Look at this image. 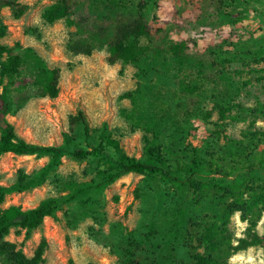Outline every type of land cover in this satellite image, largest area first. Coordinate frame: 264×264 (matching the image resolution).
<instances>
[{"label":"rangeland","instance_id":"1","mask_svg":"<svg viewBox=\"0 0 264 264\" xmlns=\"http://www.w3.org/2000/svg\"><path fill=\"white\" fill-rule=\"evenodd\" d=\"M56 1L18 0L13 9H0L6 27L0 44L24 61L13 82L4 80L0 87L7 102L0 101V131L6 121L19 139L46 147L62 145L72 132L83 146L80 127L70 131L82 113L92 144L105 133L142 161L145 138H155L180 181L191 176L207 187L179 190L155 176L129 174L94 188L109 169L102 159L5 154L0 186L9 189L19 172L31 185L9 191L1 210H30L79 189L28 237L11 228L5 240L27 259L42 244L43 264H124L131 240L138 246L137 264H191L207 234L233 246L244 237L248 223L225 211L235 201L247 204L246 218L264 236V138L252 136L264 131V0H149L145 22L156 47L135 65H109L106 38L118 15L135 16L137 0H68L70 27L65 20L52 25L41 20ZM70 33L91 46L89 56L67 51ZM173 46L184 56L181 73L173 67L168 50ZM27 53L44 69L58 71L55 98L43 94V80ZM217 55L225 59L224 81L212 65ZM218 95H225L227 105ZM229 100L242 110L230 108L225 115L239 112V118L220 119L217 109L233 105ZM234 183L243 185L241 193L218 190ZM218 261L264 264V242L236 255L224 251Z\"/></svg>","mask_w":264,"mask_h":264},{"label":"trees","instance_id":"2","mask_svg":"<svg viewBox=\"0 0 264 264\" xmlns=\"http://www.w3.org/2000/svg\"><path fill=\"white\" fill-rule=\"evenodd\" d=\"M18 0H0L1 8H14ZM135 4V16L133 18H123L124 16L118 15L115 19V24L110 32L108 38H106L107 46V63L113 65L117 62H121L124 65H135L142 58H147L151 52L152 47L155 43L151 38V33L148 29L147 23L145 22V11L148 6L149 0H137ZM71 8L68 0H57L55 3L49 5L44 9L41 15V20L47 25H52L57 21L65 20L68 26H72L73 23L69 20ZM6 35V27L3 25L0 19V39ZM69 39L66 43L67 51L73 55H85L89 56L92 52V48L87 43H82L75 38L73 34L68 35ZM158 45V44H157ZM176 46L171 47L170 52L173 60V67L176 71L181 73L183 68V55L182 50ZM30 52V50H27ZM181 51V52H179ZM29 60L33 63V67L43 80L41 89L45 96L55 98L57 96V70H46L42 67L40 60L32 53H27ZM219 55L215 56L213 66L217 68L216 77L225 80V75L228 73L222 66V61ZM24 63L23 58L20 56L13 55L11 50L6 46L0 44V87L4 80H9L10 83L20 73L22 64ZM180 64L182 66L180 67ZM240 71H236L237 77H241L238 74ZM230 73V72H229ZM257 73V71H254ZM178 80L179 87L182 86L183 91H187L184 86L180 74L174 76ZM202 79V78H201ZM241 86L244 83L240 84ZM239 85V86H240ZM240 89V87H238ZM7 89V88H4ZM238 89V91H239ZM4 90L3 93H5ZM225 95L217 96L221 99L220 102L223 105H227L228 101L224 100ZM0 101L7 106L6 97L0 94ZM233 105L225 106L223 109L219 107L218 114L220 119L228 118L235 120L239 118V112L236 115H225L229 112L230 108L241 107L239 103H235L234 100H229ZM264 109V106H263ZM242 110V108L238 109ZM232 111V110H231ZM73 126H79L83 134V143H76L72 132L65 135L64 143L60 146H39L34 144L26 143L19 139L12 125L8 122H3V127L0 131V156L5 154H13L17 156H48L51 159H58L63 155L71 156L77 160H86L88 158H98L106 161L109 169L101 174V180L98 183L91 184L94 188L102 187L106 184H111L118 180L122 176L133 174L138 176H155L162 180L169 181L174 187L179 190H183L185 186L193 189L195 192L202 191L207 187L206 184L193 180L191 176L187 178L185 182H182L177 178L174 173L166 166L163 156L161 154V148L156 143L155 138H145L144 142V159L141 161L134 157L126 155L119 147L116 140L112 139L109 135L101 133L98 136L96 143L90 142V128L84 119L82 113H78V117L75 119L74 124L70 125V131ZM259 136L264 138V131L253 132L252 136ZM109 149L117 152L118 157L113 159L107 152ZM193 165H196L193 163ZM263 166L264 164H260ZM217 171V170H216ZM212 174L217 175V172ZM31 185V180L25 175L19 172L16 181L13 185L7 189L0 186V206L4 203L5 196L9 191L22 192L27 190ZM90 185V186H91ZM89 186V187H90ZM216 187V186H214ZM243 189L242 184H232L231 186H218V190L225 194L241 193ZM79 189L75 191L77 193ZM74 193V194H75ZM74 194L69 197H55L43 200L37 207L22 211L20 208L10 207L6 210L0 209V264H43L42 257L44 248L41 245L35 250L33 257L27 259L20 251L15 250L14 245L10 244L5 240L9 230L11 228H20L25 231L26 237L31 232L38 229L45 218L54 217L55 213L59 211L63 204L67 203L72 199ZM247 204L240 202H231L226 205L225 211L228 214L239 213L241 220L248 223L247 228L244 231V237L236 240V245L227 243V240L218 237L213 234H207L205 239H201L202 252L196 253L192 256L191 264H220L218 259L224 251H229L230 255H236L240 252H244L249 248L261 246L264 242V236H259L255 232V223L249 222L246 218ZM137 244L131 240L126 253V261L124 264H137L136 252Z\"/></svg>","mask_w":264,"mask_h":264}]
</instances>
